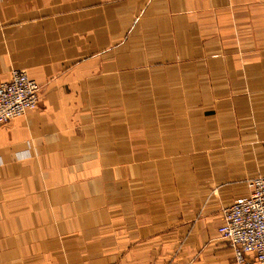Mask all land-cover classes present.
Wrapping results in <instances>:
<instances>
[{"label":"crops","instance_id":"0c3cea01","mask_svg":"<svg viewBox=\"0 0 264 264\" xmlns=\"http://www.w3.org/2000/svg\"><path fill=\"white\" fill-rule=\"evenodd\" d=\"M0 264H237L264 175V0H0ZM247 264H257L253 255Z\"/></svg>","mask_w":264,"mask_h":264},{"label":"built area","instance_id":"2783aa9c","mask_svg":"<svg viewBox=\"0 0 264 264\" xmlns=\"http://www.w3.org/2000/svg\"><path fill=\"white\" fill-rule=\"evenodd\" d=\"M41 86L26 71L16 70L0 84V127L40 105ZM250 192L236 198L222 211L218 233L234 250L237 264L253 255L264 264V175L247 181Z\"/></svg>","mask_w":264,"mask_h":264}]
</instances>
